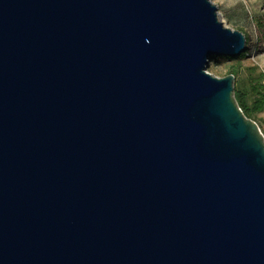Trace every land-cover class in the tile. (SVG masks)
I'll list each match as a JSON object with an SVG mask.
<instances>
[{"label":"water","instance_id":"obj_1","mask_svg":"<svg viewBox=\"0 0 264 264\" xmlns=\"http://www.w3.org/2000/svg\"><path fill=\"white\" fill-rule=\"evenodd\" d=\"M212 0H0V264H264V134L217 77Z\"/></svg>","mask_w":264,"mask_h":264},{"label":"rangeland","instance_id":"obj_2","mask_svg":"<svg viewBox=\"0 0 264 264\" xmlns=\"http://www.w3.org/2000/svg\"><path fill=\"white\" fill-rule=\"evenodd\" d=\"M218 7L219 18L232 29L242 31L247 37L248 49L245 55L237 58L219 56L212 59L207 67L208 72L225 77L235 75L234 92L247 94L249 106H253L258 97L254 87L264 91V0H212ZM251 119L256 121L264 134V109L252 112Z\"/></svg>","mask_w":264,"mask_h":264},{"label":"trees","instance_id":"obj_3","mask_svg":"<svg viewBox=\"0 0 264 264\" xmlns=\"http://www.w3.org/2000/svg\"><path fill=\"white\" fill-rule=\"evenodd\" d=\"M245 55V53L241 54L240 56H237V58ZM218 59L219 56H214L212 59ZM260 78H264V74H260ZM259 87L264 88L262 84L259 85ZM256 92L258 93V97L255 100L253 106H249L247 101V94L242 91L236 92V100L238 102V105L242 108L244 114L251 118L252 112L263 110L264 109V91H259L257 87H254Z\"/></svg>","mask_w":264,"mask_h":264}]
</instances>
